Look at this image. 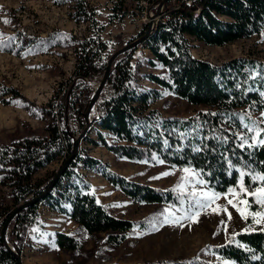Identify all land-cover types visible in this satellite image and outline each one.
<instances>
[{
	"label": "trees",
	"instance_id": "16d2710c",
	"mask_svg": "<svg viewBox=\"0 0 264 264\" xmlns=\"http://www.w3.org/2000/svg\"><path fill=\"white\" fill-rule=\"evenodd\" d=\"M73 6L75 18L97 26L96 10L88 0H74ZM148 26L140 35L128 38L125 44L143 35L140 41L114 57L91 118L97 138H89L136 161H154L152 156L155 154L170 164L203 169L210 173L204 176L209 186L219 191L236 186L239 179L238 173L229 169V159L237 168L247 164L257 171L264 170V164H261L264 147L241 150L237 147L239 141L232 138L227 143L211 138L214 130L238 131L239 121L233 114L245 113L253 102V119H256L253 111H264V97L259 95V91H264V80L249 78L253 69L260 71L264 59L240 54L213 61L192 50L193 39L224 44L263 29L264 0H172L150 30ZM63 37L69 38L75 53L72 78L63 85L58 97L50 98L45 104L22 101L32 114L47 116L45 131H29L8 141H0V264H21L18 255L5 243L1 227L21 203L40 194L43 195L39 199L21 206L12 217L8 236L18 252L22 251L27 227L39 220L37 208L41 200L59 205L78 223L80 231L112 246L124 241L134 225L147 227L143 223L146 218L116 214L86 187L76 186L73 193H68L65 189L71 183H65V179L74 174L82 176L78 168L80 162L97 167L115 187L136 200L176 203V194L167 191L174 185L160 187L135 179L82 147H76L74 155L55 179L57 169L45 181L35 177L38 168L60 154L64 155L65 161L73 152L75 133L85 125L84 109L96 89L91 80L101 79L113 52L108 51L107 41L99 32L63 33ZM138 45L149 48L152 55L147 56V60L152 64L161 63L165 72L142 70L143 57L140 55L131 61ZM141 77H147L161 87L146 90L141 87ZM4 86L14 94L22 95L17 87ZM163 90L191 102L204 103L207 107L189 114H165L148 105L150 98L161 95ZM69 109L74 112L76 125L68 121ZM229 118L235 123H228ZM201 125L202 128L193 131ZM185 132L189 135L182 139L181 133ZM215 134L228 133L216 131ZM194 147L202 150L194 151ZM244 182L248 184L249 181L245 178ZM2 186L6 188L1 190ZM61 196L69 205H63ZM54 241L62 248L78 249L82 244L79 235L63 230L56 231ZM210 249L216 258L199 255L198 264H264V232L260 227L239 229L225 241L211 244ZM197 255L147 258L135 262L108 260L94 264H186Z\"/></svg>",
	"mask_w": 264,
	"mask_h": 264
},
{
	"label": "rangeland",
	"instance_id": "374dc122",
	"mask_svg": "<svg viewBox=\"0 0 264 264\" xmlns=\"http://www.w3.org/2000/svg\"><path fill=\"white\" fill-rule=\"evenodd\" d=\"M88 1L96 10L97 26L74 17V0H0V32L4 33L5 37H18L15 46L0 50V141H8L14 136L29 131H45L47 116L38 117L32 114L22 101L26 99L30 102L45 104L50 98L58 97L63 85L72 78L75 53L69 38L63 37V33L83 35L99 32L107 41L108 51L114 52L123 47L131 36L140 35L155 15H158L156 10L161 6L165 8L172 0ZM161 2L164 4L162 5ZM4 20H9L11 23L5 24ZM29 49L32 50L30 53ZM192 50L196 55L213 61H221L240 54L264 59V28L224 44L206 43L193 39ZM138 55L143 57L140 65L142 70L165 72L166 68L161 63L152 64L147 60V56L152 55L149 48L138 45L131 61H134ZM98 81L99 79H92L91 83L95 86ZM141 83V87L146 90L150 87H161L147 77H141ZM4 85L17 87L22 95L18 92L14 94ZM148 105L157 107L165 114H189L199 108L207 107L204 103L191 102L168 90H163L159 96L153 95ZM261 111L263 110L253 111L256 119L260 118ZM94 112L96 107L87 115L85 114V120L92 118ZM68 121L71 125H76L74 112L70 109ZM80 132L81 130H78L75 133V138ZM89 137L97 138L92 121H90L87 135L84 134L80 138L77 147H82L87 152L98 156L112 168L128 176L160 187L175 186L184 175L180 169L188 167L166 161L163 164L157 163L156 160L147 161V163L136 161L118 155L100 141L94 142ZM63 158L64 155L60 154L38 168L34 173L35 177L42 181L47 180L58 169ZM78 168L82 176L74 174L69 179H65V183H71L65 190L73 193L76 186L86 187L118 215L152 220L154 214L172 204L136 200L122 189L115 187L97 167H89L80 162ZM173 171V175L150 179L161 173ZM209 187L215 192H227ZM5 188L2 186L1 190ZM228 198L232 197L229 195ZM244 198L241 197V199ZM62 203L69 205L65 198L62 199ZM115 204L121 206L112 207ZM226 204L227 199L221 196L212 206ZM37 210L39 220L27 227L22 251L19 252L24 264H94L108 260L135 262L147 258L185 256L193 253L215 259L216 254L210 249L211 244L225 241L232 232L239 229L260 227L254 224L251 217L247 221L242 219L240 214L229 205L228 210L232 214L230 221L227 214L212 213L209 208L198 217L199 222L185 220L181 222L183 227L169 223L160 227L159 231H150L142 235L137 233L143 232L146 227H139L135 232L132 230L124 241L112 246L80 231L78 223L59 205L41 200ZM259 210L254 207L246 211ZM221 220L227 222L226 227L221 224ZM11 221L12 218L8 223L6 236L12 245V240L8 236L12 228ZM34 229L38 231H33ZM58 230L79 235L82 240L81 247L78 249L59 247L54 241V235ZM214 233L217 234L214 235Z\"/></svg>",
	"mask_w": 264,
	"mask_h": 264
},
{
	"label": "snow or ice",
	"instance_id": "6c2138e0",
	"mask_svg": "<svg viewBox=\"0 0 264 264\" xmlns=\"http://www.w3.org/2000/svg\"><path fill=\"white\" fill-rule=\"evenodd\" d=\"M5 24H10L11 21L4 20ZM18 37L11 36L5 37V34L0 32V50L7 48L9 46H15ZM47 50L46 48L44 49ZM32 50L29 49L30 53ZM260 71L253 69V73L250 74V79L260 78L264 80V65L259 66ZM259 91V90H258ZM259 95L264 97V91H259ZM18 103V102H17ZM255 107V102L250 106V109L245 113L233 114L236 116V119L239 121V130L233 132L231 130H214L213 136L211 138L221 139L225 143L232 138L235 141H239L237 147L241 150H254L264 147V111H261L259 119H253L251 115V108ZM208 115H217L216 113H208ZM228 123L234 124L231 118H229ZM201 126H198L197 129L193 131H198ZM219 131L224 133L227 131V135L216 136L215 132ZM189 133H181L182 139L187 137ZM201 139H208V137H201ZM165 145L168 144V141H164ZM194 151H201V147H194ZM2 151V150H0ZM153 160H156L157 163L163 164L164 160L158 159V157L153 154ZM147 163V161H144ZM229 169L235 170L239 179L236 186L229 187L226 193H219L212 191L209 187V182L204 179L205 175H210V173H205L203 169H196L191 165L180 169L184 175L181 176L180 181L172 188L168 189L172 193L176 194V203L169 204L167 207L161 210V212L154 214V219L146 220L143 222L147 225L143 232L137 233L138 235L146 234L150 231H159L160 227H163L165 224H178L183 227L182 221L191 220L192 222H199L198 217L204 213L206 209L211 208L212 213L227 214L228 220L232 219V214L228 210L230 205L234 208L241 216L242 219L247 221L251 217L255 225L260 226V231L264 232V170L257 171L255 168L249 167L247 164H244L241 168H237L236 165L231 163V160H228ZM264 164V161L261 162ZM175 170V166H173ZM173 172H164L159 174L157 177H151L150 179H159L164 176L173 175ZM245 178L248 179V184H245ZM237 189H239L237 191ZM229 195L232 198H228ZM224 196L227 199L226 205H212L221 197ZM241 197H245L241 199ZM97 203L99 201L97 200ZM243 205V207H241ZM120 204L112 205V207H119ZM254 207L259 208V211L251 212L246 210H251ZM180 213V215H176ZM221 224L227 225L225 220H221ZM140 225L136 224L133 226V231L135 232ZM33 231H38L34 229ZM244 231H247L245 229ZM217 233H214L216 235ZM44 235V234H42ZM231 242V241H230ZM260 259L259 257H254ZM200 260L199 254L194 257L192 260L186 262V264H198Z\"/></svg>",
	"mask_w": 264,
	"mask_h": 264
},
{
	"label": "water",
	"instance_id": "95a60500",
	"mask_svg": "<svg viewBox=\"0 0 264 264\" xmlns=\"http://www.w3.org/2000/svg\"><path fill=\"white\" fill-rule=\"evenodd\" d=\"M161 3H162V2H161ZM150 28H151V26H150V24H149V26H148V30H150ZM142 37H143V35L137 37V38H136L135 40H133V41L128 42L127 44L123 45V47L117 49L116 51H114V52L109 56V58H108V62H107V66H106V68H105V71H104V73H103L101 79L96 83V85H95L96 89H95V90L92 92V94H91L90 101H89V103H88V105H87V107H86V111H85V114H86V115L90 112L91 109H93L94 107H97V103H98V99H99V96H100L101 90H102L103 85H104V83H105L106 77L108 76V74H109V72H110V70H111L112 62H113L114 57H115L120 51H122L123 49H125V48H127V47H129V46H132V45L136 44L138 41L141 40ZM90 121H91V118L86 119V121H85V125H84L83 129L81 130V132L79 133V135H77V137H76V138L74 139V141H73V152L68 156V158H67L65 161L62 162L61 165H59V167H58V169H57V171H56V175H55L54 179H55V178H56V177H57V176L63 171L64 166H66V164L68 163L69 159L74 155V153H75V151H76V147H77V145H78V142H79L80 138H81L84 134H86V133H87V130L90 128ZM54 179H53V181H54ZM50 185H51V184H50ZM42 195H43V194H40V195H38V196H36V197H32V198H30L29 200L24 201L23 203H21V204H20V205H19V206H18V207H17V208H16V209L10 214V215H9V217L5 220V222L3 223L2 227H1V234H2V236H3V238H4V240H5V243L7 244V246H8L9 248H11V249H12V250L18 255L21 264H24L23 261H22V256H21V254L17 251V249L15 248V246H14V245H11V244L8 242V240H7V236H6V229H7V226H8V223H9L10 219L13 217V215L15 214V211H16L18 208H20L21 206L25 205V204L28 203V202H32V201H34V200H36V199H39Z\"/></svg>",
	"mask_w": 264,
	"mask_h": 264
},
{
	"label": "built area",
	"instance_id": "2783aa9c",
	"mask_svg": "<svg viewBox=\"0 0 264 264\" xmlns=\"http://www.w3.org/2000/svg\"><path fill=\"white\" fill-rule=\"evenodd\" d=\"M186 1L189 2L190 0H186ZM163 10H164L163 6H161L159 9L156 10V14H158V15H155L154 19H152V21L150 22V26H152V24L155 23L158 20V18L160 17V15H161Z\"/></svg>",
	"mask_w": 264,
	"mask_h": 264
},
{
	"label": "bare ground",
	"instance_id": "6f19581e",
	"mask_svg": "<svg viewBox=\"0 0 264 264\" xmlns=\"http://www.w3.org/2000/svg\"><path fill=\"white\" fill-rule=\"evenodd\" d=\"M198 10H196V13H197ZM153 25V24H152ZM152 27V26H151Z\"/></svg>",
	"mask_w": 264,
	"mask_h": 264
}]
</instances>
